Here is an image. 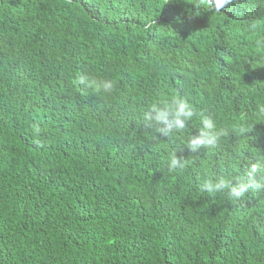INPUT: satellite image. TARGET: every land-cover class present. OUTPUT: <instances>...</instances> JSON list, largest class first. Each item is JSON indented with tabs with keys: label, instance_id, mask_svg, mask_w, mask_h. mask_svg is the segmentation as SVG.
<instances>
[{
	"label": "trees",
	"instance_id": "obj_1",
	"mask_svg": "<svg viewBox=\"0 0 264 264\" xmlns=\"http://www.w3.org/2000/svg\"><path fill=\"white\" fill-rule=\"evenodd\" d=\"M174 97L229 134L155 139L143 113ZM257 161L264 0H0V264H264V194L200 192Z\"/></svg>",
	"mask_w": 264,
	"mask_h": 264
},
{
	"label": "clouds",
	"instance_id": "obj_2",
	"mask_svg": "<svg viewBox=\"0 0 264 264\" xmlns=\"http://www.w3.org/2000/svg\"><path fill=\"white\" fill-rule=\"evenodd\" d=\"M257 25H251L255 29ZM258 44L261 41H257ZM77 83L93 90L95 94L111 95L115 90V81L110 79H97L85 75L77 77ZM198 119L200 127L198 133L192 135L186 142L187 149L194 153L201 148L213 149L221 138L229 134V130L218 128L215 120L204 111H198L188 100L183 97H174L172 100L157 101L152 103L143 113L142 120L155 129V139H168L175 131L183 130L193 119ZM254 125L244 124L233 128L237 136H248ZM185 161L176 154L170 156L168 170L170 172L183 170ZM259 177V178H258ZM200 192L214 198L226 196L230 201H240L248 193L264 194V161L252 163L246 167L243 175L228 174L209 178L200 185Z\"/></svg>",
	"mask_w": 264,
	"mask_h": 264
}]
</instances>
